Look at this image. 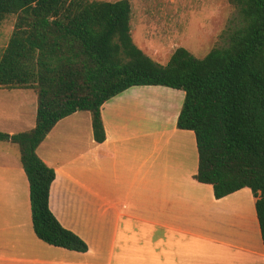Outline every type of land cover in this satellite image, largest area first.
I'll list each match as a JSON object with an SVG mask.
<instances>
[{"label": "crops", "instance_id": "0c3cea01", "mask_svg": "<svg viewBox=\"0 0 264 264\" xmlns=\"http://www.w3.org/2000/svg\"><path fill=\"white\" fill-rule=\"evenodd\" d=\"M154 41L145 39L143 51L163 62L167 48ZM185 97L130 88L102 108L104 143L94 139L91 113L78 112L39 147L56 172L50 208L85 253L38 238L20 150L0 143V264H264L252 191L218 200L213 186L195 180L196 135L178 128ZM37 113L33 90L0 87V132L34 129Z\"/></svg>", "mask_w": 264, "mask_h": 264}, {"label": "trees", "instance_id": "16d2710c", "mask_svg": "<svg viewBox=\"0 0 264 264\" xmlns=\"http://www.w3.org/2000/svg\"><path fill=\"white\" fill-rule=\"evenodd\" d=\"M228 1L242 19L229 45L203 59L181 47L164 66L135 44L127 0H0V25L16 19L0 59V87L33 90L38 97L36 127L0 132V143L20 150L40 240L88 251L50 208L56 172L37 154L42 143L64 119L89 112L94 139L102 144L107 102L133 87L162 86L186 94L178 128L196 135L195 180L213 186L218 200L250 189L264 244V0Z\"/></svg>", "mask_w": 264, "mask_h": 264}, {"label": "rangeland", "instance_id": "374dc122", "mask_svg": "<svg viewBox=\"0 0 264 264\" xmlns=\"http://www.w3.org/2000/svg\"><path fill=\"white\" fill-rule=\"evenodd\" d=\"M127 1L133 7L132 36L135 43L143 50L145 39L161 42L159 44L164 45L168 53H162L163 62L156 60L164 66L172 57L171 48L172 53L181 47L186 48L196 58L203 59L213 49L227 47L231 36L242 26L238 8L228 0ZM15 21V17H10L0 28V59L13 34Z\"/></svg>", "mask_w": 264, "mask_h": 264}]
</instances>
